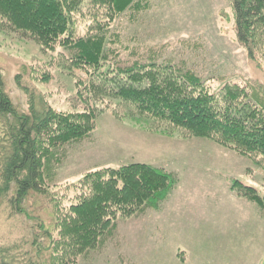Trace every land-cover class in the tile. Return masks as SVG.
Returning a JSON list of instances; mask_svg holds the SVG:
<instances>
[{
    "label": "rangeland",
    "instance_id": "374dc122",
    "mask_svg": "<svg viewBox=\"0 0 264 264\" xmlns=\"http://www.w3.org/2000/svg\"><path fill=\"white\" fill-rule=\"evenodd\" d=\"M142 2V9L127 7L106 18L103 6L83 0L71 14L74 37L109 28L104 35L121 41L122 47L111 46L120 57L133 60L135 49L140 63L155 57L156 64L195 73L228 108L264 91V43L250 55L237 40L231 0ZM148 34H155V55L145 54L154 42ZM45 43L0 22V76L18 112H28L31 92L67 112L83 110L78 91L87 86L103 97L88 83L92 69L75 66L61 44ZM101 108L80 121L83 136L58 145L42 192H29L20 211L9 205L14 189L1 202L0 244L15 257L8 264H21L18 254L24 252L50 264H264V155L219 131L192 134L189 125L177 128L141 115L116 98L105 97ZM129 164L159 172L153 183L142 182L152 184L151 199L131 200L135 206L125 217L117 211L113 228L89 234L97 213L91 215L87 203L79 210L78 200L90 181L109 197L102 212L119 209L125 200L111 191L122 188L121 178L106 185L81 179L89 171L111 173Z\"/></svg>",
    "mask_w": 264,
    "mask_h": 264
},
{
    "label": "trees",
    "instance_id": "16d2710c",
    "mask_svg": "<svg viewBox=\"0 0 264 264\" xmlns=\"http://www.w3.org/2000/svg\"><path fill=\"white\" fill-rule=\"evenodd\" d=\"M82 1L0 0V22L3 28L22 31L45 44H61L67 48L65 57L73 61L75 66L93 70L88 83L91 89L95 87L103 96L94 95L87 86L83 89L89 96L84 90L78 91L83 110L67 112L47 106L40 93L31 92L26 103L28 112H18L4 91L0 76V204L14 189L9 205L20 211L29 192L40 193L44 190L48 166L56 148L62 141L74 142L85 134L80 133L85 127L80 121L92 118L95 111L101 113L105 97L130 104L141 115L168 125L177 128L189 125L192 127L189 133L192 134L219 131L227 141L249 152L264 155V91L247 94L231 104L233 108H228L225 102H220L203 87L201 78L195 73L171 63L156 64L155 57H144L143 63H140L135 59V49L131 50L133 60L120 57V50L114 52L111 46L117 44L122 47L121 41L112 34L104 35L110 31L109 28L74 37L71 14ZM142 1L91 0V4L103 6L108 18L120 14L127 7L142 9ZM231 6L236 38L251 55V49H259V44L264 43V0H231ZM148 38L154 42L145 54L155 55V34L153 37L148 34ZM137 171H141L138 176L135 174ZM157 173L143 164L121 166L111 173L104 168L89 171L88 175L85 173L81 184L98 178L106 185L112 178L115 182L121 178L122 188H111V191L125 200L119 209L110 213L102 212L109 197L107 193L101 194V188L90 181V186L86 188L88 193L83 192L78 200L81 205L79 210L87 203L91 208L90 214L97 213L95 219L90 221L94 225L89 234L101 236L113 228L111 220L117 211L125 217L126 212L135 206L128 204L131 200L151 199L152 184L146 187L142 182L151 180L153 183ZM124 177L128 183L124 182ZM159 187L158 183L155 184V193ZM2 245L0 264H8L7 260L15 257L9 258L7 251L10 249ZM38 255L33 257L27 252L18 254L21 264H50Z\"/></svg>",
    "mask_w": 264,
    "mask_h": 264
}]
</instances>
